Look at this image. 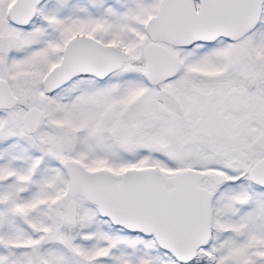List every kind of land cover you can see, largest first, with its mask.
Instances as JSON below:
<instances>
[{"label": "snow or ice", "instance_id": "1", "mask_svg": "<svg viewBox=\"0 0 264 264\" xmlns=\"http://www.w3.org/2000/svg\"><path fill=\"white\" fill-rule=\"evenodd\" d=\"M0 264H264V0H0Z\"/></svg>", "mask_w": 264, "mask_h": 264}]
</instances>
